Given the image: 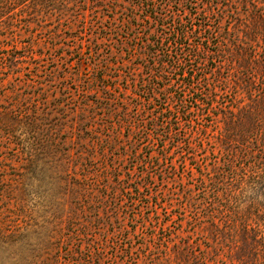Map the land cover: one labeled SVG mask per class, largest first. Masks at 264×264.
<instances>
[{
  "label": "rangeland",
  "instance_id": "1",
  "mask_svg": "<svg viewBox=\"0 0 264 264\" xmlns=\"http://www.w3.org/2000/svg\"><path fill=\"white\" fill-rule=\"evenodd\" d=\"M96 1L0 0V264H180L188 239L239 264L251 193L220 175L219 130L186 147L127 128L143 110L131 5ZM203 1L231 32L239 1Z\"/></svg>",
  "mask_w": 264,
  "mask_h": 264
},
{
  "label": "trees",
  "instance_id": "2",
  "mask_svg": "<svg viewBox=\"0 0 264 264\" xmlns=\"http://www.w3.org/2000/svg\"><path fill=\"white\" fill-rule=\"evenodd\" d=\"M3 1L12 5L25 0ZM128 1L134 21L128 27L133 47L139 48L138 67L130 74L143 110L126 120L127 128H135L148 145L174 133L188 147L199 128L215 125L220 175L227 173L251 193L240 215L244 231L240 242L234 240L239 242L235 259L264 264V0H238L242 10L230 15L229 33L219 31L220 20L203 0ZM128 39L126 32L123 42ZM39 141L41 150L53 146L44 137ZM43 152L41 164L49 161ZM250 219L255 222L251 228ZM209 253L188 239L177 257L180 264H225Z\"/></svg>",
  "mask_w": 264,
  "mask_h": 264
}]
</instances>
